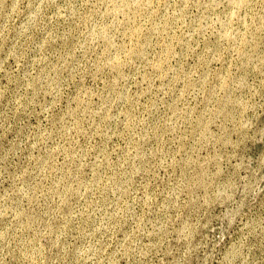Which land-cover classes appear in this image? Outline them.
Wrapping results in <instances>:
<instances>
[{"label": "rangeland", "instance_id": "374dc122", "mask_svg": "<svg viewBox=\"0 0 264 264\" xmlns=\"http://www.w3.org/2000/svg\"><path fill=\"white\" fill-rule=\"evenodd\" d=\"M0 264H264V0H0Z\"/></svg>", "mask_w": 264, "mask_h": 264}]
</instances>
